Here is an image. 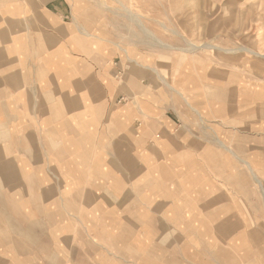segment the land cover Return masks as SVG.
I'll return each mask as SVG.
<instances>
[{
    "label": "crops",
    "instance_id": "1",
    "mask_svg": "<svg viewBox=\"0 0 264 264\" xmlns=\"http://www.w3.org/2000/svg\"><path fill=\"white\" fill-rule=\"evenodd\" d=\"M132 1L0 0V264H264L260 92Z\"/></svg>",
    "mask_w": 264,
    "mask_h": 264
},
{
    "label": "rangeland",
    "instance_id": "2",
    "mask_svg": "<svg viewBox=\"0 0 264 264\" xmlns=\"http://www.w3.org/2000/svg\"><path fill=\"white\" fill-rule=\"evenodd\" d=\"M140 10L159 16L160 26L179 32V38L171 37L170 33V41L178 42L173 47L181 48L185 57L211 59L213 70L236 73L241 77L238 81L244 80L245 91L260 92L259 130L264 137V0H133V14L137 16ZM113 69L114 78L122 80L123 71L118 61L113 63ZM120 103H124V98L116 101ZM248 105L244 111L248 110L245 109ZM260 149L263 157L264 146ZM258 180L264 187V178ZM262 202L264 197L260 191V204L264 208ZM261 234L264 237V226H261ZM260 247L259 252L264 253V242Z\"/></svg>",
    "mask_w": 264,
    "mask_h": 264
},
{
    "label": "bare ground",
    "instance_id": "3",
    "mask_svg": "<svg viewBox=\"0 0 264 264\" xmlns=\"http://www.w3.org/2000/svg\"><path fill=\"white\" fill-rule=\"evenodd\" d=\"M132 17V16H131Z\"/></svg>",
    "mask_w": 264,
    "mask_h": 264
}]
</instances>
